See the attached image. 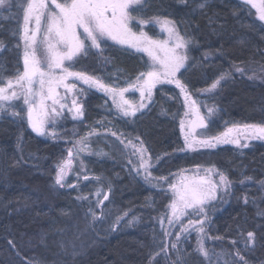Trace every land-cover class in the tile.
Masks as SVG:
<instances>
[{"label":"trees","instance_id":"1","mask_svg":"<svg viewBox=\"0 0 264 264\" xmlns=\"http://www.w3.org/2000/svg\"><path fill=\"white\" fill-rule=\"evenodd\" d=\"M19 5L20 0H12L10 10L0 14V77L21 70ZM146 15L167 16L193 38L188 70L178 78L199 104L215 109L203 136H217L233 125L264 123V24L249 6L238 0H151ZM145 31L160 37L153 26ZM147 64L143 55L107 42L102 53L92 49L72 69L127 87ZM237 66L245 69L243 74L235 71ZM221 73L228 74L221 84L201 95ZM108 106L103 96L89 91L81 121L63 120L58 126L68 134L71 129L78 135L103 132L92 135V154L84 158L89 179L75 187L55 184L56 164L66 154L64 142L35 136L24 118L0 116V264H149L158 252L153 264H173L176 250L169 247L167 256L160 252L162 243L170 242L158 219L166 213L170 195L132 169L124 143L137 137L152 157L153 176L214 167L231 182L206 224L209 236L220 237L205 241L218 255L205 259L194 251L195 236L186 235L178 245L185 264H243L240 256L247 264H264V145L184 152L179 130L183 101L172 86L157 88L148 107L132 120ZM98 190L109 197L102 205ZM90 210L102 218L94 220ZM248 231L256 239L246 247Z\"/></svg>","mask_w":264,"mask_h":264},{"label":"snow or ice","instance_id":"2","mask_svg":"<svg viewBox=\"0 0 264 264\" xmlns=\"http://www.w3.org/2000/svg\"><path fill=\"white\" fill-rule=\"evenodd\" d=\"M245 3L256 9L258 19L264 21V0H259V3L257 0H245ZM150 4L151 0H27L26 6L23 7L21 36L24 44L23 70H17L13 77H0V113L13 109L10 114L23 119V109L15 111V105L9 103L22 98L24 105H27V122L32 131L40 136L46 134L55 136L54 132H48V126L55 124V118L61 115L63 109L74 111V118L83 115V106L76 98L79 93L71 99V106L67 103V94L73 93L77 88L75 82H70L72 78L103 90L124 117H135L138 112L147 107L144 101L151 100L153 89L157 85L175 84L188 99L186 85L178 78V74L183 75L182 69L188 70L187 62L190 59L188 49L193 43V38L186 33L182 34L176 22L167 16L146 15V9ZM11 7L12 0H0V9L8 10ZM200 7L203 8L204 5L201 4ZM33 21L34 27H29ZM146 25L158 26L164 38L159 36L154 38L153 35H149V32L144 30ZM108 40L118 45H126L136 52H143L149 59L146 70L140 71L134 82L128 83L127 87L108 84L99 77L88 75L83 71L71 70L74 61L88 55L92 49L102 53L103 46ZM2 47L3 45L0 44V48ZM235 71L243 74L245 69L237 66ZM227 75V73H221L207 91L215 90ZM61 88L65 90V95H61L59 91ZM130 90L139 91L141 102L135 103L125 97V93ZM37 98H39L38 103ZM191 107L195 108V101H192ZM214 111V108H208L209 115H212ZM195 114V126L207 127L204 122L205 117L200 115L198 108H195ZM184 127L185 122L182 120V131ZM91 135L93 133L82 137L78 141L80 147L75 152L69 149L67 157L56 164V185L75 187L71 184L66 185V177L72 171L73 160L79 157L80 152L88 148ZM112 135L117 136V133L113 132ZM241 136L246 140H264V123L233 125L220 135L208 136L206 139H197L191 131H188L185 132V144L193 150L196 146L215 147L221 143L248 147L247 143L241 144ZM121 143L124 141L121 140ZM129 145L133 147L132 155L136 156L138 161L134 163L129 159L136 174L142 175L152 187L159 186L166 194L168 190L171 193L170 202L167 205L170 212H166L158 219L165 236L172 235L170 230L163 228L165 219L169 228H175L178 224L179 232L176 233V239L170 245L162 243L160 252L167 256L170 247L177 253L173 264H185L178 245L181 235L194 231L197 233V246L194 251L209 261L212 255H218L208 249L205 244L206 239H220V237L209 236L206 230L209 219L207 207L217 199L218 192L226 191L230 186L231 182L228 178L214 167L204 169V175H200L199 166L194 176L179 174L175 182L165 176H153L150 171V168L154 166L152 157L148 155V149L144 147L143 141L137 146L129 140L125 147ZM159 159L157 157V161ZM213 176L218 179H214ZM83 179L88 180L89 177L85 174ZM165 183L167 190L163 188ZM102 194V190L96 193L97 203L100 205L109 198L107 194H103V200H100L99 197ZM90 215L94 220L102 218V213L101 216H97L92 210ZM185 217L188 218L186 224L183 222ZM120 219L122 217H117L118 221ZM255 239V233L248 231L245 246L254 244ZM8 243L15 248L12 240ZM235 243L233 241V244ZM159 254L158 252L150 256L149 264H153L155 257ZM236 255L239 256V251ZM239 258L243 264H247L242 256Z\"/></svg>","mask_w":264,"mask_h":264},{"label":"rangeland","instance_id":"3","mask_svg":"<svg viewBox=\"0 0 264 264\" xmlns=\"http://www.w3.org/2000/svg\"><path fill=\"white\" fill-rule=\"evenodd\" d=\"M20 1H21V5L17 6L16 9L19 8V11H20L19 52H20V64H21V70L20 71H22L23 70V47H24L23 40L21 39L22 28H23V15H24L23 7L26 6L27 0H20ZM238 1H240V2H242L244 4H246L247 6H249L251 8V10L253 11L254 15H255V18L257 20H259L258 19V14L256 12V9L252 8V6L250 4L245 3V0H238ZM257 2L259 3V0H257ZM8 10H10V9H8ZM8 10L0 9V14L3 13L4 11H8ZM260 22H262L264 24V21H260ZM149 26H152V25L144 26V30L146 28H148ZM29 27H34V21L29 25ZM154 28L158 31V33L160 35L159 38H164V34L160 33L159 27L155 26ZM107 42L110 43V44L119 46L121 48H125V49H128L130 51L136 52L134 49L128 48L126 45H118V44H115L111 40H108ZM136 53H139V54L143 55L146 58L147 62L149 63V59H148V57H147V55L145 53H143V52H136ZM66 63H68V62H66ZM71 70L75 71L73 69H71ZM70 82H75L76 85H77V88L73 91V93H68L67 94V103H68L69 106H71V99L77 93H79V95H76V98L78 99L79 103L82 104V106H83V99H84L85 94L87 92L91 91V92H95V93L103 96L107 100V103L109 105L108 106L109 111H111L114 114H116L117 116H119L121 118H124V119H127V120H132L134 118V117H131V116H129V117L122 116V114L113 105V102H112V99L110 98V96L107 95L103 90H100V89H98V88H96L94 86H89L87 84H84L82 81L75 80L74 78H72V80ZM163 85L175 87L180 92V95H181V98H182V101H183V113H182L181 119L179 121V130H180V135H181V139H182V142H183V151L184 152H195V151H199V150L215 149V148L223 147V146H232V147L239 148V149L247 148V147H239V146H237L235 144H232V143H221V144H217L215 147L196 146L195 150L188 148L186 146V144H185V132L191 131L192 134L194 136H196L197 139H206L207 138V137L203 136L202 133H201L206 127L205 128H201L199 126H195V122H196L195 108H198L200 115L205 117V121L204 122L207 125L208 121L210 120V117H211V115H209V113H208V108L209 107H206V106H203V105L199 104L198 101L196 100V98L191 96L188 92H187L188 99H186L185 94L181 93L180 89L175 84H161V85H157L156 88L153 89V93H154V91L157 88H159L160 86H163ZM59 91H60L61 95H65V90L63 88L59 89ZM208 92L209 91L205 90V91L201 92V95L205 94V93H208ZM125 97L127 99L135 102V103L141 102L140 93H139V91H136V90H130L129 92H126L125 93ZM152 97H153V94H152ZM151 101H152V98H151L150 101L145 100L144 103L148 107V105L151 103ZM192 101H195V108L191 107ZM38 102H39V98H37V103ZM9 103L15 105V108H17L19 111H21L23 109V118H24V120L26 122V125H27L28 129L35 136H37L39 138H42V139L51 140V141H62V142H64L67 145L66 146V154H65L64 158L67 157L69 149H73V151L75 152L80 147V145L78 144V141L82 137L87 136L89 133H93V135H95L97 133L103 134V132H99V131H96V130L89 131L88 133L87 132L86 133L85 132H80L79 135H78L79 131H77L75 129H71L70 134H68L67 131L64 132V131L60 130L58 128V126L63 122V120L71 121V122H79L82 119V116L74 118V111L70 112V111H68L67 108H65V109H63L61 111V115L55 118V124L54 125L50 124L48 126V132L49 133L54 132L55 136H53L51 134H46L44 136H40L37 133L32 131V128L29 126V124L27 122V116H26L27 105H24L23 99L22 98L16 99V100H13V101H11ZM48 103L50 105L51 102L49 101ZM147 107H145L140 112H138L136 114V116L139 113L143 112ZM12 110L13 109H9L8 112H6V113H0V116H2V115H11L10 113H11ZM14 110L16 111V109H14ZM82 111H83V107H82ZM186 113H187V115H186ZM182 120L185 122L184 131L181 130V121ZM230 127H232V126H230ZM227 128H229V127H227ZM227 128H225L222 132L226 131ZM65 133H67L70 136L68 139H64V137H65L64 134ZM91 137H92V135L89 136L88 148L85 151L80 152L79 157L75 158L73 160L72 171H70L68 176L66 177V185L67 184L76 185V184H78L79 181L84 180L83 179V175H85L84 158H86V157H88V156H90L92 154L91 146H90ZM240 140H241V144L247 143L248 147L251 144H253V143H261V144L264 145V140H255V139L246 140L243 136L240 137ZM131 141L133 142L134 145L138 146L140 144V141L137 140V139H133ZM127 142L128 141H126L124 143V146L127 144ZM74 145H75V147H74ZM125 148L127 150V154H128L129 159H131L134 163L138 162L137 161V157L132 155V152L134 150L133 147L131 145H129L128 147H125ZM130 165H131L132 169L134 170L133 164H130ZM204 169H207V168H199V174L200 175H204V171H203ZM197 171H198V168L184 170L183 172L182 171L178 172V173H176V174H174V175H172V176H170L168 178H169V180L175 182L178 179L179 174L191 177V176H194L197 173ZM134 172H135V170H134ZM55 175H56V172H55ZM139 176L144 179V177L142 175H139ZM213 178L214 179H218V177H216V176H213ZM58 187H60V186H58ZM60 188H64V187H60ZM163 188H165L167 190V184L166 183L163 185ZM229 188H230V186L227 188L226 191H220V192L217 193V199L212 201L211 204L208 205V207H207L208 215H209L210 211L212 210V208L214 207V205H216L217 203H219L222 200H224L225 196L227 195V193L229 191ZM168 193H169V195H171L170 190H168ZM166 212H170V210L168 208H166ZM187 219H188L187 217L183 218V222L185 224L187 223ZM164 229L170 230L172 232L171 236H166V239L171 244L176 239V233L179 232V225L177 224L175 228H169V225L167 223V219H165L164 220ZM186 235H194L195 238L197 239V233L194 232V231L191 232V233H186V234L181 235V238L183 236H186Z\"/></svg>","mask_w":264,"mask_h":264}]
</instances>
